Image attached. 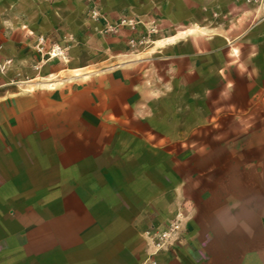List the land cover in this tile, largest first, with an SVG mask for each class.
Masks as SVG:
<instances>
[{
  "label": "crops",
  "instance_id": "crops-1",
  "mask_svg": "<svg viewBox=\"0 0 264 264\" xmlns=\"http://www.w3.org/2000/svg\"><path fill=\"white\" fill-rule=\"evenodd\" d=\"M138 1L160 12V28L150 53L119 68L135 72L0 100V264H141L151 252L145 231L173 219L186 197L179 190L196 184L177 174V139L217 127L222 107H239L228 116L249 121L229 147L248 151V169H258L252 142L264 141V126L253 123L264 114L253 109L264 93V0ZM70 3L79 2L0 0V36L2 26L19 36L7 41L57 26ZM238 66L247 75L230 79ZM204 183L242 188L185 208L180 238L155 264H264V177Z\"/></svg>",
  "mask_w": 264,
  "mask_h": 264
},
{
  "label": "rangeland",
  "instance_id": "rangeland-1",
  "mask_svg": "<svg viewBox=\"0 0 264 264\" xmlns=\"http://www.w3.org/2000/svg\"><path fill=\"white\" fill-rule=\"evenodd\" d=\"M78 2L75 8L72 3L67 5L64 18L59 20L57 26L34 28L26 36L27 40H24L25 36H21V40L7 41L9 36H19H14L13 32L6 35L5 28L1 27L0 100L15 94L48 89L74 91L104 80L108 73L135 72L136 69L119 68L136 61L153 49L154 36L160 28L154 23V18L159 20L160 12L153 9L152 4L147 7V3L138 0L134 3L126 0ZM244 57L243 54L238 57L237 63L241 64ZM230 70L229 78L232 79L234 73L247 75L249 69L238 66L237 69ZM259 84L264 85V79ZM215 96L214 94L211 98ZM256 96L260 102L253 112L257 115L264 114V106L261 105L264 93L258 90ZM225 100L229 101L227 97ZM217 108L216 104L208 107L211 112ZM237 108L239 107H222L219 113L223 112L226 116L217 127L191 128L193 133L190 137L177 139L175 143L174 158L178 163V176L191 178L196 183L191 189L185 190V187H181L182 190L178 192L186 196L175 207L177 214L181 215L182 226L187 223L188 216L184 214V209L199 210L201 196L215 195L218 192L228 194L232 193L233 188H242L200 184V181L240 176L264 177V141L255 139L252 142V146L257 149V154L254 155L258 167L256 172L252 168L248 169L251 163L248 151L236 155L229 147L234 142L237 131L245 134L250 125L248 120H231L228 114ZM253 125L259 128L264 126V122ZM216 132L224 133V136L213 137L212 134ZM242 142V145H250L243 139Z\"/></svg>",
  "mask_w": 264,
  "mask_h": 264
},
{
  "label": "built area",
  "instance_id": "built-area-1",
  "mask_svg": "<svg viewBox=\"0 0 264 264\" xmlns=\"http://www.w3.org/2000/svg\"><path fill=\"white\" fill-rule=\"evenodd\" d=\"M182 230V218L177 214L164 227H149L145 231V237L151 246V252L141 264H155L153 256L162 250L168 249L180 238Z\"/></svg>",
  "mask_w": 264,
  "mask_h": 264
},
{
  "label": "bare ground",
  "instance_id": "bare-ground-1",
  "mask_svg": "<svg viewBox=\"0 0 264 264\" xmlns=\"http://www.w3.org/2000/svg\"><path fill=\"white\" fill-rule=\"evenodd\" d=\"M49 86H52V85H49Z\"/></svg>",
  "mask_w": 264,
  "mask_h": 264
}]
</instances>
